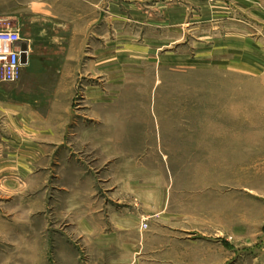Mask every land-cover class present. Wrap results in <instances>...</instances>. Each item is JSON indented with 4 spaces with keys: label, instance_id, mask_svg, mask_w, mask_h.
<instances>
[{
    "label": "rangeland",
    "instance_id": "1",
    "mask_svg": "<svg viewBox=\"0 0 264 264\" xmlns=\"http://www.w3.org/2000/svg\"><path fill=\"white\" fill-rule=\"evenodd\" d=\"M15 19L53 39L0 85V264H209L220 247L264 264L254 0H0Z\"/></svg>",
    "mask_w": 264,
    "mask_h": 264
},
{
    "label": "crops",
    "instance_id": "2",
    "mask_svg": "<svg viewBox=\"0 0 264 264\" xmlns=\"http://www.w3.org/2000/svg\"><path fill=\"white\" fill-rule=\"evenodd\" d=\"M254 5L256 9H260V14L264 15V0H254ZM9 20V19H8ZM6 22H9V21ZM258 21V20H257ZM259 24H262L264 26V19L262 21H258ZM14 28L19 31L21 42L19 43V48L21 50L27 51V56H24L22 58L23 62V68L21 70L20 78L23 75V70L28 69L31 66V63L34 62V59L38 57L37 49L41 47L43 52L45 54L47 53V49H49V44L45 43L48 39H53L52 36L44 37V33H50L48 31V26L44 28L42 26L41 28L36 27L37 25H34L32 21H29L28 19H22L21 22L18 19H15L14 22ZM261 25V26H262ZM41 32V35L39 36L38 32ZM41 37L42 41L38 38ZM46 40V41H43ZM52 47V46H51ZM46 56V57H45ZM42 56L45 59L49 58L47 55ZM31 68V67H30ZM230 258V254L224 247H220L218 252L213 253L210 257L209 264H226L227 261Z\"/></svg>",
    "mask_w": 264,
    "mask_h": 264
},
{
    "label": "built area",
    "instance_id": "3",
    "mask_svg": "<svg viewBox=\"0 0 264 264\" xmlns=\"http://www.w3.org/2000/svg\"><path fill=\"white\" fill-rule=\"evenodd\" d=\"M20 42L18 30L7 22L0 25V85L15 83L20 78L22 58L27 56V51L19 48Z\"/></svg>",
    "mask_w": 264,
    "mask_h": 264
}]
</instances>
